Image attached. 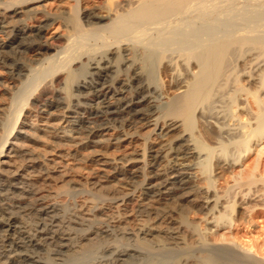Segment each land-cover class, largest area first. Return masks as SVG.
Listing matches in <instances>:
<instances>
[{
  "label": "bare ground",
  "instance_id": "1",
  "mask_svg": "<svg viewBox=\"0 0 264 264\" xmlns=\"http://www.w3.org/2000/svg\"><path fill=\"white\" fill-rule=\"evenodd\" d=\"M50 1L19 0L0 10V65L19 75L27 62L57 67L59 53L50 54L48 40L58 36L51 30L61 21L66 29L58 38L72 48L96 44L110 54L123 51L132 75L121 86L129 91L109 84V68L96 64L98 78L84 97L90 107L72 106V75L54 96L47 87L36 95L44 74L30 75L37 83L20 94V104H0V140L6 114L19 108L18 127L0 148V263L42 264L37 255L49 252L66 264H88L112 241L127 249L109 264H264V247L213 237L231 221L232 201L248 213L242 187L256 184L248 180L218 191L214 171L240 166L238 152L250 149L242 146L264 138L258 96L264 70L251 75L263 67V26L250 28L248 22L242 28L226 19L224 10L234 0H101L85 11L90 29L84 30L82 0H53L54 8ZM132 49L141 51V66L129 56ZM237 62L248 83L259 82L256 93L238 88ZM146 73L151 81L163 74L177 84L163 92L144 81ZM5 83L0 72V88ZM238 92L258 106L252 112L241 102L237 111L244 120L232 110ZM30 98L34 110L26 106ZM78 196L79 204L65 210L60 199ZM193 208L203 214L204 227L189 217ZM47 220L57 225L47 231L29 227Z\"/></svg>",
  "mask_w": 264,
  "mask_h": 264
},
{
  "label": "rangeland",
  "instance_id": "2",
  "mask_svg": "<svg viewBox=\"0 0 264 264\" xmlns=\"http://www.w3.org/2000/svg\"><path fill=\"white\" fill-rule=\"evenodd\" d=\"M18 1L19 0H0V10L2 12H4V10L7 11L8 8L12 4L17 3ZM52 1L48 2L49 8H54L57 5V3H55L56 1H53V2ZM82 1L83 2H81V5H80L81 10L79 12L80 23H81L84 30L85 29L88 30V29H90V27L85 24L84 13L86 10H89L90 8L91 9L98 8L101 5V0H82ZM85 4H86V6H85ZM96 4H97V6H96ZM98 4H100V5H98ZM225 9L226 10H224V11L226 13L224 12V14L229 13V15L228 14L226 15L228 17H225V18L228 19L229 21L231 20L234 24H236V26L245 28L246 23L250 22L251 23L250 26L253 24V26H251V27L249 26L250 28H253L254 26L256 27L257 25L263 26L262 29L260 28V30L264 32V0H234ZM236 9H238V10H236ZM257 9H258V11H257ZM259 13H260V15H259ZM248 16H250V17H248ZM37 17L39 18L40 15H36L35 19ZM33 22H35V20H33ZM65 29H66L65 24H63L61 21H58L56 24L53 25L51 33H53L55 31L56 34L58 36H60L59 32H62ZM53 35H50V38L48 40V46H49V49H51L50 50L51 55H55V54L59 53L57 61H56L57 67H54V62H52V63L47 62V61L43 62V60L40 62H36V63L27 62L26 65L24 66V69H23L26 72L23 71V73L21 75H19L17 72H14V71L9 72L7 69H5L3 66L0 65V72H2L4 74L5 81H6V83H5L6 86H4L3 88H0L1 89V91H0L1 92L0 104L10 105V103H11L14 106H15V104L16 105L20 104L21 99H23L25 97V96L24 97L21 96L20 94H26V92H28L30 90V88H32V89L35 88V85L37 83V82L34 84L31 83L32 78L30 77V75H32V77H34V76L39 77V76H41V74H44V75H42L43 77L41 79L42 84L36 88L37 92H38V94H36V95H40L43 92V90L47 87V89L49 91L48 92L49 95L54 96L57 93L56 91L59 90L60 87L63 86V84H64L63 79L65 77H67L68 75H72L73 81H72V84L70 85V92L72 94V100H71L72 106L82 105V106H84V108L90 107L88 105H91L93 102L91 103V101L85 99L84 97H86L85 96L86 86L90 87V83H92L93 81H95L98 78V75H96L97 70L96 71L92 70V68H94L96 66V64L101 69L105 66L109 68V70H107V76H106V80L109 84L114 85L115 88H119L120 90L126 89L129 91L128 87L125 88V86H124V88H123L122 87L123 85L121 86V84H122L121 80L128 78L130 75H132V70H131L130 66L128 64H126L127 63L126 56H125V54H123V51L120 48H115L113 50L112 54H110L108 52L110 50V48L107 47V49H105V48L100 47V46H98V48H97L96 44H89L88 47H86V48H82V47H80V45L76 44L73 46L75 48L74 49V48H72V46H70L68 44L69 42H66V40L58 38V36L56 37ZM262 35L264 38V33H262ZM54 37H56V38H54ZM78 48H79V50L80 49L81 50L80 51L78 50V52H73V51H76ZM102 48L105 51L102 50ZM62 51H63V54H62ZM69 54H70V57H68ZM73 56H74V58H72ZM129 56L131 58L134 57V65L141 66V51H135V50L133 51V49H132ZM262 56H264V51L261 53V58L263 59L261 66L264 67V57H262ZM60 58H61V60H60ZM104 58H106V59H104ZM67 59H69V61ZM92 60L95 62L93 63ZM96 62H98L99 64ZM46 65H48V66H46ZM236 66H238L237 72L239 73L238 74L239 80H238V85H237L238 88H245L246 90L252 91V93H256L258 91L257 87H259V85H258L259 82L248 83L246 81V77L242 76V74H243L242 63L237 62ZM263 67L254 70V72L251 75L256 76L258 74V72L255 74L256 71H259V74H260L264 70ZM31 69H32V71L34 70V74L31 71ZM58 69H59V71H58ZM43 70H45L46 73H43L42 72ZM63 71H65V72H63ZM249 71L251 72V70H249ZM250 72H248V73H250ZM49 73H52V74H49ZM79 73H81V74H79ZM89 73H90V75H88ZM248 75H250V74H248ZM260 75L264 76V72ZM20 76L22 78L23 77L24 78L22 79ZM145 76L146 77H144V81L146 80L148 83L152 84L153 87L155 85H157L158 87H161L163 92H169V90L171 91L177 84L176 81H171L170 78H167V77L163 78V77H165L163 74H160L159 78H157L156 81H151L150 77H148L147 73ZM165 79H168L169 81L165 80ZM27 81H28V83H27ZM56 81H59L60 84H59V82H56ZM159 83H161V84H159ZM243 83H244V85H243ZM58 85H59V87H58ZM242 85H243V87H241ZM10 86L12 87V89H10ZM22 89L25 92L22 93V91H23ZM27 94H29V93H27ZM263 94H264V92L258 93V96L261 99L260 104L262 105L261 106L262 108H264V95ZM3 95L5 96V98ZM20 97H22V98H20ZM28 100H30V101H28ZM28 100H27L26 106H28L29 109H33V110L36 109L37 106L35 105L36 103L33 100V98H30ZM1 101H2V103H1ZM74 101H75V103H74ZM243 101L247 105L250 104L251 107L248 105L249 110L254 111L255 110L254 106H256L257 107L256 110L258 111V106L254 103V101H252V98H250V97L248 98L247 96L245 97L244 93L242 94V92H238L236 94L235 106L232 108V110L233 109L235 110V111L234 110L233 111L240 118V120H244L246 118V115H244V114L242 115L240 112L237 111V106ZM249 101H250V103H249ZM15 109L12 110L11 114L10 113L6 114L7 118H8V124H7L8 126L6 125L7 128L6 129L4 128V131L6 132V134H5L4 138H2L0 140V148H2V146L4 145L5 140H7L9 138V136L11 137L12 127H14V128H16V126L18 127V124H17L18 121L16 119V117H18V116H16L17 114H15V112L19 108L15 107ZM256 110L254 112H256ZM9 116L11 117L12 121H14V122H12L11 119H9L10 118ZM13 116H15V117H13ZM244 116H245V118H244ZM10 121L12 122V124H10L11 123ZM8 127H10V129H8ZM7 129L9 130L8 132H7ZM8 133H10V134H8ZM263 139H261V141L256 143V144L251 142V143L245 144V146H242L243 150H247V147L249 146L250 151L248 150L247 152H242V151L238 152V157L242 158L241 159L242 164L240 166H237V167H233V166L231 167L230 166V168L228 167L225 170H219V172H217V173H216V171H214V175H215L214 185L216 184L214 186V188L216 190L220 189L218 191H222V189L224 190L234 183L246 184L248 182V180L249 181L250 180L256 181L255 185L250 186L251 190H249V187H247V186L245 187V189H244V187H242V190H244L243 194H241V196L244 195L243 196L244 201L242 203H244L243 204L244 208H247L250 212L248 211L247 214H243L240 207L237 206V205H240L241 202L237 201V200H234V202L232 201V204H234V205L232 206V215L229 218L231 221L226 222L224 227H222L220 230L213 233V237L215 240L225 241V242H228L229 240H231L235 243H238V244H240L242 246H246V247L252 245L253 248H255V249L256 248L262 249L264 247V183H263L264 182V150H263L264 149L263 148L264 147V144H263L264 140ZM223 171H225V172H223ZM139 176H141L140 179H143L142 174H140ZM261 182L263 184H258ZM261 196H263V197H261ZM81 197L82 196H78L77 198L72 199V200L62 198V199H60V201L61 202L64 201L63 205H64L65 210L72 211L76 207V205H78L79 202L81 201ZM237 203H239V204H237ZM234 206H236V208H234ZM197 210L198 209L193 208L191 210V212L193 211L195 213L190 212L189 217L191 219L198 220L200 227H204L203 222H201V219L203 218V214ZM192 215H194V216H192ZM198 216H200V218H197ZM1 220L2 219L0 217V221ZM55 225H57V224L54 223L52 220L29 222V227L32 230L45 229V231H47L46 229H51ZM44 226H45V228H44ZM219 239H221V240H219ZM106 243L107 244L105 246H103V248H101V250L94 257V259H92L94 261L91 260L88 264H93V263L94 264H109V262L114 261V259L116 258L115 253L121 252V251H124L127 249L126 246H121V245L119 246L112 241L106 242ZM110 245H112V246H110ZM109 249H113L112 252L109 251ZM262 250H264V249H262ZM263 254L264 253H260V255H263ZM42 255H44V257H41ZM42 255H37V259L39 261H41L42 264H64L65 263V261L64 262L61 261L62 262L61 263L60 261L56 260L55 257H53V255L49 252H44ZM54 259H55V261H54ZM0 264H2V263H0Z\"/></svg>",
  "mask_w": 264,
  "mask_h": 264
}]
</instances>
